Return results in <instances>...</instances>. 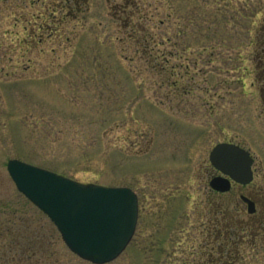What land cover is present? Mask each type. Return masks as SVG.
I'll return each instance as SVG.
<instances>
[{
	"label": "rangeland",
	"instance_id": "obj_1",
	"mask_svg": "<svg viewBox=\"0 0 264 264\" xmlns=\"http://www.w3.org/2000/svg\"><path fill=\"white\" fill-rule=\"evenodd\" d=\"M122 9L159 40L153 56L130 38ZM263 36L264 0H0V240L20 216L43 239L46 264H92L19 192L12 159L136 193V232L108 264H203L209 227L251 223L242 195L261 220ZM220 143L251 152L252 184L210 188ZM237 231L252 243L235 264H264L262 229L254 239Z\"/></svg>",
	"mask_w": 264,
	"mask_h": 264
},
{
	"label": "water",
	"instance_id": "obj_2",
	"mask_svg": "<svg viewBox=\"0 0 264 264\" xmlns=\"http://www.w3.org/2000/svg\"><path fill=\"white\" fill-rule=\"evenodd\" d=\"M210 162L223 176L210 186L226 193L232 182L249 185L254 180V158L233 143H220ZM8 172L17 189L56 226L68 249L92 264L115 261L128 247L138 224V196L128 187L82 184L44 168L12 159ZM248 213L256 204L242 196Z\"/></svg>",
	"mask_w": 264,
	"mask_h": 264
},
{
	"label": "trees",
	"instance_id": "obj_3",
	"mask_svg": "<svg viewBox=\"0 0 264 264\" xmlns=\"http://www.w3.org/2000/svg\"><path fill=\"white\" fill-rule=\"evenodd\" d=\"M71 1H74L75 6L78 2L79 4L84 5H87L89 2V0ZM119 8L120 7L116 9ZM132 12L133 11H129L128 13V11H123V9L122 12H120L121 17L124 19L122 20L123 26H125V28L133 27L131 30V39L138 38L137 40L139 41V38L143 37V42L141 43V47L143 46L142 53L145 57H151L154 54L153 52L155 48H159L161 44L159 43V40L157 41V37L149 36V33L140 36L138 27L135 26V24H132V21H130L132 18ZM124 14H126L125 17ZM134 14L136 13L134 12ZM263 44L264 36L261 43L262 47L258 50L256 49L257 53L254 54V61H262L264 63ZM154 59L157 60L158 57ZM262 80H264V76ZM15 218L16 221L11 225H9L8 221L4 223L6 228L3 230V232L7 233L8 236L3 237V239L0 240V264H46V256L43 254L45 253V244L41 242L43 239L40 236H34V231L31 224L23 217L16 216ZM251 219V223L245 224V227L243 228L238 227L236 222H234L235 224H231L230 220L219 224H214V228L212 226L209 227L207 232L210 233L211 239H207V247L206 244L203 248L201 247L202 251H205L204 254L206 255V260L203 264H235L238 259V255H234L238 254V252H241V247L243 245H251L252 243V240L245 241V237L242 235L239 237L237 230H241V234L249 233L248 237L250 239L259 238L262 236L261 229L264 233V215L261 220H257L256 215L251 216ZM32 231L33 236H29V233ZM261 240L264 241L263 237ZM205 248H207V250H204ZM214 257H217V259H214Z\"/></svg>",
	"mask_w": 264,
	"mask_h": 264
},
{
	"label": "flooded vegetation",
	"instance_id": "obj_4",
	"mask_svg": "<svg viewBox=\"0 0 264 264\" xmlns=\"http://www.w3.org/2000/svg\"><path fill=\"white\" fill-rule=\"evenodd\" d=\"M249 199H251L253 202H255V200L252 198V197H248ZM255 204H256V202H255ZM256 207H257V204H256ZM258 214L256 213V216H257ZM264 215V214H263ZM261 217V216H260ZM263 217V216H262Z\"/></svg>",
	"mask_w": 264,
	"mask_h": 264
}]
</instances>
